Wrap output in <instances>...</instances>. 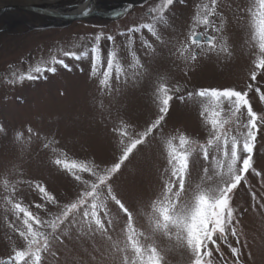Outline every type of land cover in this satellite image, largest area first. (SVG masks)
I'll return each mask as SVG.
<instances>
[{"label": "snow or ice", "instance_id": "snow-or-ice-1", "mask_svg": "<svg viewBox=\"0 0 264 264\" xmlns=\"http://www.w3.org/2000/svg\"><path fill=\"white\" fill-rule=\"evenodd\" d=\"M177 2L183 4L185 0H151L138 23L117 33L125 38L124 47L131 57L127 65L120 60L116 36L101 32L89 38L91 47L85 45L80 52L60 48L50 59L41 58L29 65L27 71L13 70L5 77V83L16 86L26 81L47 80L49 75L57 74L58 66L72 70L66 60L90 59V78L97 79L102 94L111 96L120 91V85L130 81L135 83L148 74L135 49L137 38L145 56L154 55L157 44L166 45L168 42L160 29L170 27L168 13ZM90 11V8L85 9L82 14L88 15ZM234 15L238 22H246L248 29L247 43L252 58L246 87L201 88L184 93L179 83L170 85L166 78H160L153 92L158 110L155 119L142 131H136L123 118L113 125L111 131L120 154L111 165L102 167L94 161L69 159L66 151L57 147L59 141L41 135L30 126L26 130L27 137L22 132L16 134L15 141L21 146V154L31 147L33 138L42 141V149L52 153L51 164L71 176L81 187L74 200L61 205L41 183L3 179L4 210L13 217L7 222L8 227L23 245L13 247L7 259H0V264H47L49 256L59 259L54 242L64 244L65 238H73V232L77 239L99 236L110 242L112 253L119 256L118 264H167L165 252L172 248L187 252L189 264H228L221 245L230 249L235 258L233 264H241V250L233 246L232 241L240 245L243 236L242 213L237 215L233 206L236 190L242 183L255 202L253 210L257 205L264 210V198L258 199L248 183L251 174L264 186V170L254 166L258 135L264 131V112L254 111L250 96L254 92L264 103V91L261 90L264 88V0H250L246 7L237 5ZM226 23L219 10V0H202L195 6L184 38L173 45V54L187 66H194L201 57L209 55L231 59L232 47L223 35ZM103 39L111 45L106 63L100 46ZM174 99L198 105L207 129L203 141L184 133L164 135L163 124ZM150 137L160 141L165 167L160 171L158 194L150 200L147 209L143 205L138 209L146 223V228H138L137 216L115 190L113 180ZM194 158L202 160L203 164L198 181L190 183ZM18 167L14 165L13 171ZM20 175H23L22 171ZM21 183L28 184L38 193L43 203H36L34 207L45 211L46 216L33 212L17 198V185ZM49 205L59 211L47 212ZM113 206L117 212L113 211ZM120 214L125 218L124 225L119 236L113 239ZM162 240L168 242L167 248L161 247ZM242 246H246V240Z\"/></svg>", "mask_w": 264, "mask_h": 264}, {"label": "rangeland", "instance_id": "rangeland-1", "mask_svg": "<svg viewBox=\"0 0 264 264\" xmlns=\"http://www.w3.org/2000/svg\"><path fill=\"white\" fill-rule=\"evenodd\" d=\"M3 1L5 6L0 4V128L3 129L0 131V259H7L13 247L23 245V241L8 227L7 222L13 217L4 210L3 197L6 193L2 187L3 179L41 183L56 196L61 205L74 200L81 187L71 176L51 164L52 153L42 149V141L33 138L31 147L21 154V146L15 141L18 132L27 137L26 130L30 126L41 135L59 141L57 147L66 151L69 159L89 160L102 167L109 166L120 154L111 131L113 125L123 118L136 131L144 130L158 115L153 92L160 78H166L170 85L179 83L184 93L201 88L243 89L249 82L252 57L247 43L248 29L246 22L235 19L234 9L237 5L246 7L250 0H219V10L227 21L223 35L232 47L231 59L223 55H209L201 57L194 66L185 65L173 54V45L184 38L195 6L202 2L185 0L183 4L177 2L168 13L170 27L162 26L160 29L168 43L157 44L154 55L145 56L137 38L135 49L148 74L135 83L130 81L127 85H120V91L111 96L102 94L97 79L90 78V59L66 60L72 67L71 71L58 66L57 74L49 75L47 80L26 81L23 85L11 86L5 83V77L13 70L27 71L29 65H34L41 58L50 59L52 55L58 54L60 48L80 52L85 45L91 47L89 38L101 32L116 36L120 60L127 65L131 57L124 47L125 38L117 33L138 23L151 0H96L97 13L106 14V9H118L117 12L123 14L115 19L91 16L72 21L42 14L40 11L47 8L46 4L26 7ZM53 1L54 5H48L47 9L63 15L72 14L70 10L83 0ZM25 7L30 10H25ZM81 37L84 39L81 40ZM148 38L151 39L150 36ZM75 44L81 47L74 48ZM100 46L106 63L111 45L103 39ZM261 90L264 91V88ZM250 96L254 111L264 112V103L259 101L258 96L254 92ZM199 113L197 104L174 99L163 124L164 135L184 133L203 141L207 129ZM202 164V160L194 158L190 183L198 181ZM14 165L19 166L16 171H13ZM254 166L264 170V131L258 135ZM164 167L165 158L160 141L150 137L149 142L141 146L114 177L115 190L137 216L138 228H146L138 209L141 205L147 209L150 200L158 194L161 188L160 171ZM85 178L88 179L86 174ZM248 183L256 191L258 199L264 198V186L259 183V178L249 174ZM17 187V198L30 206L33 212L47 215L45 211L34 207L36 203H43L36 191L26 183ZM254 203L242 183L236 190L233 206L237 209V215L242 213L240 225L243 236L240 245L232 241L233 246L241 250V264H264V210H260L259 205L253 210ZM58 211L57 207L47 206V212ZM113 211L117 212L115 206ZM120 215V223L112 233L113 239L119 236L124 225L125 218ZM245 240L246 246H242ZM167 244V241H160L161 247L167 248ZM53 247L59 259L49 256L47 264H118L119 261V256L112 253L110 242L99 236L77 239L73 232L71 240L65 238L64 244L54 242ZM221 250L228 264H233L235 258L230 249L221 245ZM165 255L167 264H189L188 254L182 249L172 248Z\"/></svg>", "mask_w": 264, "mask_h": 264}, {"label": "bare ground", "instance_id": "bare-ground-1", "mask_svg": "<svg viewBox=\"0 0 264 264\" xmlns=\"http://www.w3.org/2000/svg\"><path fill=\"white\" fill-rule=\"evenodd\" d=\"M95 1L96 0H83L80 4H78L74 8H72L70 10V13H80V12H84L85 9H89V8L90 9H95L97 11V9L95 7ZM6 2L8 4H10V5H17V6H21V5H24L25 6L26 5V7L27 6H32V5L46 4V7L47 8H49L48 5L51 6V5H54V3H55L53 0H7ZM3 3H5V2L3 0H0V4L2 5ZM2 6H5V5L3 4ZM47 8H46V10H48V11L52 10V9H47ZM109 10H111V9H106V11H107L106 14L107 15H109V14H111L113 12H117L118 11V9H114V10H112V12L109 11ZM51 12L53 14H57L53 10ZM106 14H104V15H106ZM57 18H59V17H57Z\"/></svg>", "mask_w": 264, "mask_h": 264}, {"label": "water", "instance_id": "water-1", "mask_svg": "<svg viewBox=\"0 0 264 264\" xmlns=\"http://www.w3.org/2000/svg\"><path fill=\"white\" fill-rule=\"evenodd\" d=\"M146 0H142V2H144ZM133 6V5H132ZM25 10H30L29 8H24ZM97 9V8H96ZM42 14H46V15H50V16H55V17H61V18H64L66 20H81V19H86L88 17H91V16H103V17H106V15L104 14H100V13H97V11L95 9H91V11L89 12L88 15H83L82 13L83 12H80V13H72V14H63V15H58V14H53L51 11H48L46 9H41Z\"/></svg>", "mask_w": 264, "mask_h": 264}]
</instances>
